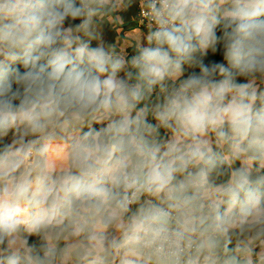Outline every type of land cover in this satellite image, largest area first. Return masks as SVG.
<instances>
[{
    "label": "clouds",
    "instance_id": "clouds-1",
    "mask_svg": "<svg viewBox=\"0 0 264 264\" xmlns=\"http://www.w3.org/2000/svg\"><path fill=\"white\" fill-rule=\"evenodd\" d=\"M134 2L0 0V264H264V0Z\"/></svg>",
    "mask_w": 264,
    "mask_h": 264
},
{
    "label": "crops",
    "instance_id": "crops-1",
    "mask_svg": "<svg viewBox=\"0 0 264 264\" xmlns=\"http://www.w3.org/2000/svg\"><path fill=\"white\" fill-rule=\"evenodd\" d=\"M136 6L137 11L138 5ZM136 11L131 13L129 10H124L118 13L117 15L119 19L117 21L119 23H116L115 26L107 21L104 22L102 25L104 39L110 43H115L118 39H120L121 43H123L124 37L127 36L129 39H133L139 33L146 31V29L140 23L141 20H139V18L136 16ZM126 51L129 55H131L133 49L128 48Z\"/></svg>",
    "mask_w": 264,
    "mask_h": 264
},
{
    "label": "rangeland",
    "instance_id": "rangeland-1",
    "mask_svg": "<svg viewBox=\"0 0 264 264\" xmlns=\"http://www.w3.org/2000/svg\"><path fill=\"white\" fill-rule=\"evenodd\" d=\"M136 5H138V0H135V2L130 7H128L126 9V11L129 10L131 13L134 12V11H136V9H137V6ZM136 16L139 18V20L142 21L141 14L139 12V6H138V10L136 11ZM141 21H140L141 25L145 28L144 24L142 23L143 21L142 22Z\"/></svg>",
    "mask_w": 264,
    "mask_h": 264
},
{
    "label": "built area",
    "instance_id": "built-area-1",
    "mask_svg": "<svg viewBox=\"0 0 264 264\" xmlns=\"http://www.w3.org/2000/svg\"><path fill=\"white\" fill-rule=\"evenodd\" d=\"M139 12H140V14H141L142 21H143V23H144V25H145V24H146V21H145L144 18H143V13L140 11V9H139Z\"/></svg>",
    "mask_w": 264,
    "mask_h": 264
},
{
    "label": "trees",
    "instance_id": "trees-1",
    "mask_svg": "<svg viewBox=\"0 0 264 264\" xmlns=\"http://www.w3.org/2000/svg\"><path fill=\"white\" fill-rule=\"evenodd\" d=\"M212 58L217 59V60L221 59L219 55H217L216 57H212Z\"/></svg>",
    "mask_w": 264,
    "mask_h": 264
},
{
    "label": "water",
    "instance_id": "water-1",
    "mask_svg": "<svg viewBox=\"0 0 264 264\" xmlns=\"http://www.w3.org/2000/svg\"><path fill=\"white\" fill-rule=\"evenodd\" d=\"M118 20V19H117ZM116 23H119L118 21H116Z\"/></svg>",
    "mask_w": 264,
    "mask_h": 264
}]
</instances>
